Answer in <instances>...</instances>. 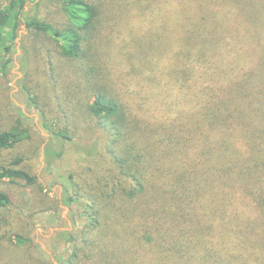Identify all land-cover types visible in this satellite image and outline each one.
<instances>
[{
	"label": "trees",
	"instance_id": "16d2710c",
	"mask_svg": "<svg viewBox=\"0 0 264 264\" xmlns=\"http://www.w3.org/2000/svg\"><path fill=\"white\" fill-rule=\"evenodd\" d=\"M260 1L8 0L0 7L4 56L24 27L17 87L49 133L47 158L67 147L95 159L101 144L107 164L97 191L81 193L73 182L63 189L68 208L84 198L87 223L62 264H146L148 257L264 264ZM44 3L49 12L41 17ZM10 63L4 59L3 76ZM38 69L44 83L36 85ZM34 86L51 94L60 126L45 119ZM18 111L0 129V156L29 137ZM84 122L98 130L88 145L70 133ZM22 161L0 160V207L9 202L3 181L37 186Z\"/></svg>",
	"mask_w": 264,
	"mask_h": 264
},
{
	"label": "rangeland",
	"instance_id": "374dc122",
	"mask_svg": "<svg viewBox=\"0 0 264 264\" xmlns=\"http://www.w3.org/2000/svg\"><path fill=\"white\" fill-rule=\"evenodd\" d=\"M7 2L8 0H0V7H4ZM127 3L129 4L128 1ZM119 5L121 7L123 2ZM115 8L120 9L119 6ZM27 9L26 7L25 10ZM48 12L49 8L44 3L40 7L39 14L44 17ZM24 33V27L21 26L18 38L15 39L9 55L4 56L0 52V68L4 59H12V63L8 65L7 77L0 72V129H6L13 124L15 113H19L17 112L19 108L25 116L26 126H24L28 128L29 137L4 152L0 160L7 164L15 158L23 159L20 164L36 176L37 186L28 187L22 182L3 181L1 188L8 195L9 202L0 207L2 236L0 264H62L71 254L73 246L80 247L81 231L87 223L83 209L84 198L78 199L71 208H68L61 203L63 189L73 182L81 193L88 194L95 192V189L97 191L98 186L102 184L99 177L106 171L107 164L101 144L99 147L101 156L96 155L95 159H88L67 147L59 158L54 159L53 155L52 159L50 155L48 156L50 159L47 158L46 146L50 141L49 133L43 128L36 109L25 106L17 87V82L21 77L19 57L22 55L19 41ZM40 58H43L40 67H43L44 53L40 54ZM41 70L32 72L31 78L36 85L44 83L39 75ZM40 89L34 86L33 98H39L48 123L60 126V121L54 117L56 113L51 102V94L46 88ZM70 133L77 143L88 145L96 138L98 130L94 124L84 122L75 125L72 131L70 129ZM53 150L57 151L58 148ZM69 175L72 177L71 180H69ZM67 233L74 236L72 241H65ZM107 233L110 236L114 234L111 228L107 229ZM120 235L123 238L122 231ZM23 241H26V244L21 245L20 242ZM78 254L84 257V252ZM145 263L181 264L179 261L174 263L166 259L153 263L150 257L147 258V262L145 260Z\"/></svg>",
	"mask_w": 264,
	"mask_h": 264
}]
</instances>
